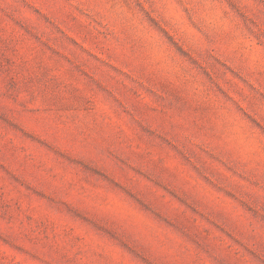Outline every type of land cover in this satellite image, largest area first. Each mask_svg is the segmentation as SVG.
Listing matches in <instances>:
<instances>
[{
  "label": "rangeland",
  "instance_id": "1",
  "mask_svg": "<svg viewBox=\"0 0 264 264\" xmlns=\"http://www.w3.org/2000/svg\"><path fill=\"white\" fill-rule=\"evenodd\" d=\"M0 264H264V0H0Z\"/></svg>",
  "mask_w": 264,
  "mask_h": 264
}]
</instances>
